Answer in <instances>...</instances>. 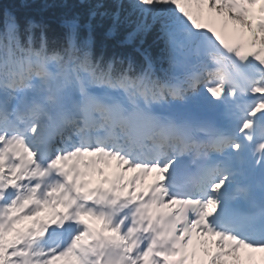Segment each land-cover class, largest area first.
Returning a JSON list of instances; mask_svg holds the SVG:
<instances>
[{
  "label": "trees",
  "instance_id": "1",
  "mask_svg": "<svg viewBox=\"0 0 264 264\" xmlns=\"http://www.w3.org/2000/svg\"><path fill=\"white\" fill-rule=\"evenodd\" d=\"M176 3L158 0L145 16L142 0H0V54L41 55L61 66L70 56L80 69L142 82L154 92L162 85L144 72L143 54L165 78L174 65L166 44L179 32ZM7 20L14 23L12 32L5 31Z\"/></svg>",
  "mask_w": 264,
  "mask_h": 264
},
{
  "label": "rangeland",
  "instance_id": "2",
  "mask_svg": "<svg viewBox=\"0 0 264 264\" xmlns=\"http://www.w3.org/2000/svg\"><path fill=\"white\" fill-rule=\"evenodd\" d=\"M181 1V0H179ZM183 1V0H182ZM191 2H198L200 5H202V12L204 16H208L209 20H211V25L219 26L223 32L228 31L229 34H233V36L238 37L239 39L243 37L241 41H243L246 38H249L250 40L254 41L255 45L253 46V50L256 52H259L261 55H264V22L258 26H253L250 22L247 16L243 14H234L231 12V10L226 6L224 3V0H187L186 5ZM195 24V21H190L187 24L186 28L192 27ZM233 25V26H232ZM195 26V25H194ZM212 27V26H211ZM209 28V26H208ZM202 29V26L199 27V31ZM227 39V38H226ZM228 40V39H227ZM208 64V62H207ZM68 72L69 75H73V69L70 66H68ZM23 68V65L20 61V59L15 60V66L14 69L18 71V73H21ZM183 71L181 69L179 72ZM66 74V73H65ZM264 77V75H263ZM199 85V84H198ZM263 84H258L257 88H260ZM201 87V86H200ZM199 86L197 84H194V87L191 91L186 89V93L193 92L195 89H199ZM166 89L170 90V93L166 94L164 96V100L168 98H172L173 96H177L179 89L175 85L167 86ZM206 91L208 89H205ZM171 94V95H169ZM116 159H119V156L117 155ZM115 167L117 165L121 168H125V170H136L133 167H125L128 165L127 162H118L113 161ZM129 166V165H128ZM146 177L151 178L149 174L145 175ZM158 177L162 179V172H158ZM195 202V201H192ZM179 210V207L177 208ZM30 216H27L25 218V221H29ZM199 222L197 226H188L183 227L178 222L177 229L174 231L175 235L180 239L182 245L185 247L184 254H181L179 257L182 259V264H205V260L209 264H264V260L260 261V256L258 260L252 261L250 255H248L245 259L241 258L240 256H237L233 252H227L225 251L221 245H215V243H212V240L215 239V237L208 236L207 230H200L198 231V225L199 223L203 224V217L202 214L199 217ZM180 220V219H178ZM119 236L121 237L124 244H127L128 247V241L125 240V236L122 232L117 231ZM196 233L200 234L203 233L201 236L196 237ZM172 234V233H171ZM105 240H109V238H106ZM223 242H231L229 245H231V249L238 248L239 244L235 242L234 240H231L230 238H224ZM234 246V247H233ZM233 247V248H232ZM187 251V253H185ZM40 257H43L46 255V263L43 261L38 262L37 264H69L72 263V259L68 255H55L53 254L51 249L41 250ZM205 255V256H204ZM124 262H128V264H139L137 261H135L130 255L129 252L127 253L126 257H122ZM34 264V263H31Z\"/></svg>",
  "mask_w": 264,
  "mask_h": 264
},
{
  "label": "bare ground",
  "instance_id": "3",
  "mask_svg": "<svg viewBox=\"0 0 264 264\" xmlns=\"http://www.w3.org/2000/svg\"><path fill=\"white\" fill-rule=\"evenodd\" d=\"M210 23H211V20L207 23V27L210 26ZM213 29H214V32H216V34L220 37H223V36H226L229 34L228 31L223 32L219 28H213ZM57 79L54 80L53 87H52L53 93L51 94V97H52L53 103H57L59 101L61 95H69L71 101L73 99H76V97H78V93L80 92V90L77 91L76 88L73 87V85L71 84V81L67 82L64 85V87L61 89V88H58L59 85H58ZM71 88L73 89L72 92H70ZM79 96H80V94H79ZM78 99H79V97H78ZM77 103L78 102L74 103L75 108H78ZM48 105H51V103H49ZM74 106L71 105V107H74ZM262 110H264V100H259V101L257 100L253 104L252 110L249 112L253 113L255 115V120L259 122V116H260ZM46 111H47V109H42L40 119H43V115ZM170 117L174 118L172 113H170ZM130 120H132V118H130ZM192 123H194L197 126L199 131L204 132L206 130V127H205L206 124H200V123L196 122L195 116H188V118L184 119V121L182 122V126H181L184 134H187L188 131L191 129ZM234 127H236L234 129L235 130L234 132L236 134L243 132V130H239V128H237V126H234ZM254 130L260 131L259 128L254 129ZM253 131H249V129H247L244 132L242 150L248 149V150H251L252 153H256V151L258 149H260L262 147L264 148V140H263V138L257 137V135ZM138 148H143V147L140 146ZM142 153H145V152L142 151ZM72 162H74V161H71V162L68 161L67 164L69 165ZM57 163L60 164L59 162H57ZM168 166H169V164L162 165L161 168H159L157 166L156 167L148 166V167H145V169H144V172H146L148 170L150 175L153 176V177H151V180L155 182L156 189L161 193V195L159 196V199L157 200V204H160L161 208H159V210L152 211V212H150L149 209H146L145 211H143L144 208H146V207L143 206V204H141L140 206H138L137 212L135 211L136 213H139V215H140L139 220L140 219H147V220H149L150 223H152V222L155 223L157 221V217L160 216L161 222H159V221L158 222H159V226L162 228L161 233H165L168 231V229H172V224H174V222L170 216V212L174 211V207L176 206V203H177V200L169 198L168 195L164 193L162 185H161L163 178L160 179L158 177V173H157V172H159V170H162L163 172H165V170H167ZM261 167H262V169L264 168V166H261ZM66 170L68 171V173H71V167L67 168ZM143 173L139 174V176H137V177L140 179L141 175ZM91 174H92V172H90V174L89 173L85 174L83 179L84 180L88 179V175H91ZM198 177H199L198 180H201L202 178L207 180L208 174H207V176L206 175H203V176L199 175ZM135 178L136 177L134 175L132 180H135ZM259 188H261L262 193H264V174H262V176L259 179ZM123 190L124 189H120L119 192L124 193L125 191H123ZM167 199H168V201H171V204L167 201ZM211 204H212L211 201H208L207 203H203L200 200V202H198L196 206L200 212H205V214H206V213H209L210 210L213 208V206H211ZM142 208H143V210H142ZM190 215H192V211H190L189 208L183 210V217L188 219V221L191 223L192 227L197 226L200 218H198V216L196 218H194V216H190ZM167 217H168V223L165 222ZM90 228L92 229V231H94V228L92 226H90ZM205 228H206V226H205L204 222H203V224L198 225V231L205 230ZM96 233H97V229L95 230V234ZM157 233H159V232H157ZM207 233H208V236L215 237V239L212 240V243H215L216 246L221 245L222 248L227 252H233L237 256H240L241 258H244V259L248 255H250V257L253 255H257V258H258V256H260V261L264 260V248L263 249H252L250 241L245 243V244L240 243L238 248L234 249L232 247L233 249H231V245H229V243H231V242H228V243L223 242V238H225V235H223L220 232H214V231H210V230ZM202 234L203 233H200V234L196 233V237L201 236ZM96 236H97V234H96ZM227 238H228V236H227ZM229 238L231 240L233 239L231 237H229ZM174 243L176 245H179V246L181 245V243L179 241H176V240H174ZM261 264H263V263H261Z\"/></svg>",
  "mask_w": 264,
  "mask_h": 264
}]
</instances>
